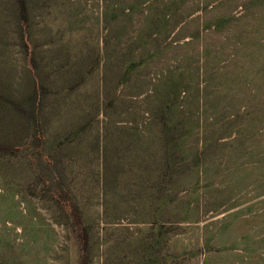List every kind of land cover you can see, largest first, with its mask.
I'll return each mask as SVG.
<instances>
[{
  "label": "rangeland",
  "instance_id": "1",
  "mask_svg": "<svg viewBox=\"0 0 264 264\" xmlns=\"http://www.w3.org/2000/svg\"><path fill=\"white\" fill-rule=\"evenodd\" d=\"M28 17L0 0V264H264V0Z\"/></svg>",
  "mask_w": 264,
  "mask_h": 264
},
{
  "label": "trees",
  "instance_id": "2",
  "mask_svg": "<svg viewBox=\"0 0 264 264\" xmlns=\"http://www.w3.org/2000/svg\"><path fill=\"white\" fill-rule=\"evenodd\" d=\"M17 5V11H18V17L19 22L22 26H26L28 23V0H14ZM34 91L37 92V86L35 85ZM3 145H0V148H2Z\"/></svg>",
  "mask_w": 264,
  "mask_h": 264
}]
</instances>
